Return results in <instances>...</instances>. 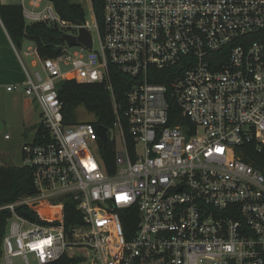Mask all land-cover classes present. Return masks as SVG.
<instances>
[{
	"label": "built area",
	"instance_id": "2783aa9c",
	"mask_svg": "<svg viewBox=\"0 0 264 264\" xmlns=\"http://www.w3.org/2000/svg\"><path fill=\"white\" fill-rule=\"evenodd\" d=\"M42 2L23 0L24 18L85 28L92 45L62 40L42 57L32 42L30 65L15 49L25 80L7 90L37 100L45 133L22 147L36 192L0 206V264H264V0H104L102 24L94 9L93 23L71 21ZM111 66L130 77L124 106ZM64 80L104 84L113 125L67 123Z\"/></svg>",
	"mask_w": 264,
	"mask_h": 264
},
{
	"label": "trees",
	"instance_id": "16d2710c",
	"mask_svg": "<svg viewBox=\"0 0 264 264\" xmlns=\"http://www.w3.org/2000/svg\"><path fill=\"white\" fill-rule=\"evenodd\" d=\"M59 14L71 21H84V8L80 3L71 0H49ZM98 22L102 24L104 0H91ZM0 19L9 34L14 46L21 50L26 42H35L42 57H55L56 46L62 43V32L44 22L27 23L20 3H0ZM110 77L114 83L117 101L126 103V93L130 87V77L120 73L115 66L110 67ZM156 81L169 82L168 79H155ZM60 99L63 101V113L67 123L78 122V110L84 108L91 113L95 124L113 125L116 114L112 105L110 92L104 84H83L74 80H64L58 86ZM123 118V109L119 110ZM45 130L39 126L35 141L44 135ZM107 155L110 159L114 155V145L108 144ZM36 192L33 184V168L31 166H0V206L19 200L21 197ZM19 214L38 220L34 211L26 206H21ZM67 224L80 221V215L74 204L65 205ZM8 210H0V256L3 251V239L7 232ZM77 259L64 256L56 261L46 264H76Z\"/></svg>",
	"mask_w": 264,
	"mask_h": 264
},
{
	"label": "rangeland",
	"instance_id": "374dc122",
	"mask_svg": "<svg viewBox=\"0 0 264 264\" xmlns=\"http://www.w3.org/2000/svg\"><path fill=\"white\" fill-rule=\"evenodd\" d=\"M49 0H43L41 8H43ZM76 3H80L84 8V18L90 23L94 22V11L91 0H71ZM0 3H20V0H0ZM27 23H31L29 19H25ZM95 43H98L97 35L94 34ZM33 47L32 42L24 44L20 53L23 59L28 65H30L31 57L25 55V51ZM76 46L71 48L74 51ZM4 61H8L12 58L9 51L2 50L1 52ZM62 69H68V66L62 64ZM62 82V81H60ZM58 82V86L60 84ZM13 94V93H12ZM12 95L6 91L5 86L0 87V118L4 119L5 123L0 130V166H22L24 165V157L22 153V147L25 142L31 143L37 133L38 125L40 122V106L38 102L34 105L36 117V124L31 128H26L23 122L22 103H16L11 98ZM21 104V105H20ZM78 121L93 119L91 113L84 108L78 110ZM9 135L10 139H6L5 135ZM71 256L85 257L86 252L81 247L71 251ZM31 262L35 263L33 256L30 257ZM14 264H24L20 257L14 258Z\"/></svg>",
	"mask_w": 264,
	"mask_h": 264
},
{
	"label": "crops",
	"instance_id": "0c3cea01",
	"mask_svg": "<svg viewBox=\"0 0 264 264\" xmlns=\"http://www.w3.org/2000/svg\"><path fill=\"white\" fill-rule=\"evenodd\" d=\"M29 1L30 0H24V3L26 5H29ZM22 3L23 0H20V4ZM15 49L16 47L12 43L11 38L0 19V87L5 86L6 91L10 93V95H12L11 96L12 100H14L16 103H22V105L21 104L20 105L22 107V112H23L24 126L26 128H31L33 125L36 124L37 115L35 113L34 105H36L37 100L35 98L27 96L23 91L7 90L8 85L18 82H23L25 80V75L20 66ZM2 50L9 51L12 55V58H9L8 61H4V58L1 55ZM0 122L2 123V128H3L5 123L4 119L0 118ZM40 122H41V107H40ZM40 125L42 124L39 123L38 128ZM35 138L36 135L34 137V140ZM6 139H10V137ZM27 143L28 142H25L24 144Z\"/></svg>",
	"mask_w": 264,
	"mask_h": 264
},
{
	"label": "water",
	"instance_id": "95a60500",
	"mask_svg": "<svg viewBox=\"0 0 264 264\" xmlns=\"http://www.w3.org/2000/svg\"><path fill=\"white\" fill-rule=\"evenodd\" d=\"M62 40L67 41L70 44H75V43H82L85 44L89 47H91L92 45V37H91V33L85 29L82 28L80 30V34L78 36H71L68 34H62ZM62 46H58L56 48V53H58L61 50ZM2 129V123L0 122V130ZM97 131L100 134V136L102 137L104 143L106 144V127L104 125H98L97 126Z\"/></svg>",
	"mask_w": 264,
	"mask_h": 264
}]
</instances>
